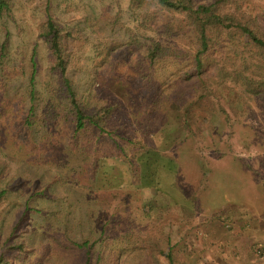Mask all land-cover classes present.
I'll use <instances>...</instances> for the list:
<instances>
[{"label": "rangeland", "instance_id": "374dc122", "mask_svg": "<svg viewBox=\"0 0 264 264\" xmlns=\"http://www.w3.org/2000/svg\"><path fill=\"white\" fill-rule=\"evenodd\" d=\"M13 1L12 53L27 60L36 47L43 82L48 54L38 38V26L45 18L46 0ZM51 5L55 18L68 23L103 10L119 15L121 21L109 31L119 40L133 24L128 0H51ZM252 6L264 19V0ZM93 55L88 44L72 77L80 92L99 91L105 103L115 104L117 113L125 114L107 128L128 161L102 162L95 185L79 189L59 181L55 167L12 159L8 148H0V189L6 191L0 203V240H24L26 261L19 264H77L44 247L46 218L52 213L59 217L49 231L52 238H88L106 256L118 254L117 264H169L152 249L171 247L189 264H264V100L240 94L238 85L229 81L209 82L207 96L191 107L194 115L189 120L168 110L158 126L152 120L154 128L149 131L140 91L131 90L135 84L130 71L120 70L117 82L107 77L105 64H94ZM238 57L226 63L229 69L241 63ZM187 86L193 87L190 83L183 87ZM195 88L189 89L190 97L202 93ZM123 90L127 99L120 96ZM17 137L25 139L21 133ZM151 145L177 165L174 171L162 170L154 187L137 178L139 156ZM108 146L106 139L100 141L101 155ZM86 191L90 195L81 200Z\"/></svg>", "mask_w": 264, "mask_h": 264}, {"label": "trees", "instance_id": "16d2710c", "mask_svg": "<svg viewBox=\"0 0 264 264\" xmlns=\"http://www.w3.org/2000/svg\"><path fill=\"white\" fill-rule=\"evenodd\" d=\"M255 1L128 0L133 24L127 27L125 39L119 40L109 33L111 26L121 21L119 15L110 16L103 10L83 21L63 22L53 15L51 0H46L45 18L38 26V38L48 54L46 79L42 82L36 47L27 60L12 53L10 21L14 1L0 0L1 150L8 148L12 159L55 167L59 181L79 189L95 185L102 162L114 159L126 164L125 149L107 128L121 122L125 114L119 115L115 104L105 103L99 91L80 92L72 77L75 68L81 67L88 44L94 51V64L106 65L107 77L119 82V71H130V81L135 84L130 89L140 91L149 131L154 128L152 120L158 126L168 110L189 120L194 115L191 107L207 96L209 82L222 85L229 81L238 85L240 94L264 100V19L254 11ZM236 57L241 63L229 69L226 63ZM187 83L202 93L190 97L187 93L193 87L184 88ZM119 92L127 99L125 90ZM15 124L25 139L13 135ZM2 139L8 140L1 143ZM102 139L109 146L101 155L98 148ZM9 140L14 141L13 145ZM111 150L115 153L110 154ZM139 158L137 178L148 187L158 184L162 170L171 172L177 166L153 146ZM5 193L0 189V203ZM90 193L86 191L81 200ZM58 219L56 213L46 218L43 235L48 252L77 264L119 263L118 254L106 256L88 238H52L49 231ZM128 228L130 232V224ZM152 250L169 264H189L176 257L172 247ZM26 253L24 240H0V264L25 262Z\"/></svg>", "mask_w": 264, "mask_h": 264}]
</instances>
